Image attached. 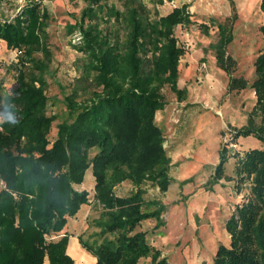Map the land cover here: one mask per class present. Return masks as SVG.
I'll return each mask as SVG.
<instances>
[{
    "label": "trees",
    "instance_id": "16d2710c",
    "mask_svg": "<svg viewBox=\"0 0 264 264\" xmlns=\"http://www.w3.org/2000/svg\"><path fill=\"white\" fill-rule=\"evenodd\" d=\"M164 1L173 0H157ZM188 8L187 4L176 7L148 26L137 9H129V33L121 58L99 51L91 35L83 32L78 50L88 57L86 74L91 76L93 91L84 102L76 101L75 91L65 97L67 118L57 125L52 142L48 136L56 117L46 113L44 79L51 60L46 42L49 14L40 3L30 2L11 21L0 18V41L19 53L15 64L18 88L14 93L0 92V264H44L46 260L48 264H75L67 254L69 235L51 237L60 234L67 219L88 204V193L75 186L83 183L89 169L94 200L102 209L93 221L101 241L88 243L79 238V243L96 259L95 264H139L148 258L149 264H171L149 244L147 233L136 229L149 219L157 221L155 228L163 225L160 216L165 206L145 201L142 185L151 182L164 193L171 183L170 158L155 119L165 106L163 87L168 86L178 99L185 94L177 86L179 60L185 50L178 45L174 30L191 23ZM260 11L264 19V0ZM91 13L88 9L84 17ZM260 32L264 36V24ZM218 35L215 58L229 74L234 62L225 50L232 36L224 25L219 26ZM147 36L157 41L152 77L140 74L139 54ZM254 68L256 79L249 87L263 125L249 123L235 130L233 138L253 136L264 144V51ZM247 87L243 78H232L228 90ZM226 152L219 153L215 181L223 177ZM236 173L241 181L250 179L251 197L227 220L229 247L218 246L213 264H264V148L247 151ZM125 181L135 190L128 196L116 195L115 187Z\"/></svg>",
    "mask_w": 264,
    "mask_h": 264
},
{
    "label": "rangeland",
    "instance_id": "374dc122",
    "mask_svg": "<svg viewBox=\"0 0 264 264\" xmlns=\"http://www.w3.org/2000/svg\"><path fill=\"white\" fill-rule=\"evenodd\" d=\"M18 1H22L23 6L38 2L49 14L46 42L51 60L44 74L48 98L46 113L56 117L48 136L50 142L56 138L57 125L67 118L65 97L75 91L76 101L84 102L89 99V92L93 91L89 83L91 76L88 78L86 74L88 57L78 50L83 45V32L91 35L99 51L121 58L126 51L129 33L126 20L129 9H137L142 23L148 26L176 7L183 4L189 6L191 23L179 25L174 30L178 45L185 50L179 60L177 81L178 88L184 89L185 94L182 99H178L168 86L163 87L161 94L165 106L157 111L155 119L163 131L164 148L170 158L168 174L172 183L164 193L148 181L142 185V189L145 201H157L165 206L160 216L163 225L159 228L165 226L167 212L177 207L193 210L187 212L189 217L182 223V231H179L181 235L172 238L165 246L162 257L165 254L171 264H212L215 255L206 253L209 250V233L219 234L217 248L219 245L229 247L230 235L225 224L235 214L236 207L251 197L250 179L241 181L236 173L239 160L249 150L264 148V144L253 136L233 138L235 130L249 123L256 127L263 125V115L255 110V93L249 87L256 79L254 63L264 51V36L260 32L264 24L260 11L261 0H232L233 4L229 0H173L164 1L163 4L157 0H101L98 3L88 0H0V18L13 16ZM88 9L92 13L84 17ZM220 25L227 26L232 36L225 50L226 57L234 62L229 74L219 68L215 58L214 46L219 39ZM156 48L157 41L153 36H147L142 41L139 54L142 77L154 75ZM18 57L16 50L8 49L0 41L2 94L14 93L18 88L15 68ZM36 57L43 59L41 54ZM27 72L30 75L32 70L28 68ZM232 78H243L248 87L229 91L228 85ZM222 149L227 151V162L223 177L215 181L214 172ZM94 153L91 152L90 156ZM193 164V170L182 178L183 169ZM88 176L92 177L90 169L83 183L75 186L77 190L88 193V204L81 224H76L70 235L88 243H99V229L93 221L100 217L102 209L94 200V180L90 185L88 181L91 178L88 179ZM134 190L129 181L115 187L116 195L123 197ZM181 216H184L183 211ZM156 223V220L149 219L136 229L147 233L149 244L154 240L151 235L157 231ZM60 235L51 239L57 240ZM149 262V258L141 259L139 264ZM44 264H48L47 260Z\"/></svg>",
    "mask_w": 264,
    "mask_h": 264
},
{
    "label": "crops",
    "instance_id": "0c3cea01",
    "mask_svg": "<svg viewBox=\"0 0 264 264\" xmlns=\"http://www.w3.org/2000/svg\"><path fill=\"white\" fill-rule=\"evenodd\" d=\"M194 167H195V165H192L190 167L189 171H186V169H183V171L181 173L182 178H185V176L188 175L193 170ZM90 178L91 179L88 182L91 185V183L93 182L92 180H94V179H93V177H90ZM169 178H170V176H169ZM170 180L172 183L171 178H170ZM190 207H192V206H190ZM86 210H87L86 205H82L80 207V210L78 211V215L73 217V220L67 219V224H66L64 230L61 232V235H60V237L63 236V234H65V233H67L69 235L67 254L74 260L75 264H95L96 263V259L92 255H90L86 250H84L82 248V246L79 243L78 237L72 238V236L70 235V233H72V231L75 230L76 224H79V225L81 224L83 218L85 217L84 215H85ZM182 211L184 214L183 217L181 216ZM198 211H200V210H198ZM187 212L191 213V212H193V210L186 209V207H183V209L177 207L173 211L167 212L166 216L164 217L165 226L155 229L157 231L154 233V235H151V237L154 236V240H152L153 242H151L150 245L162 252L164 250L165 246H167L170 243V241H172V238H174L178 235H181V232H179V231H182V223H183V221L185 223L187 221V217H189ZM75 218H77L78 221H77V219L74 220ZM160 218H162V217H160ZM79 225H78V227H79ZM171 230H174V231L172 232ZM218 236H219V234L217 232L209 233L208 241H211L212 238L213 239L216 238V241H217ZM147 240H148V238H147ZM216 251H217V246H216V249H215V252L213 255H215ZM163 252H165V251H163ZM206 253L211 254V252L209 250L208 251L206 250ZM164 257H165V254H164ZM212 264H213V261H212Z\"/></svg>",
    "mask_w": 264,
    "mask_h": 264
},
{
    "label": "bare ground",
    "instance_id": "6f19581e",
    "mask_svg": "<svg viewBox=\"0 0 264 264\" xmlns=\"http://www.w3.org/2000/svg\"><path fill=\"white\" fill-rule=\"evenodd\" d=\"M193 165H195V164H193ZM191 166L192 165H188L187 167H185L186 171H189ZM87 178L89 179L90 177L88 176ZM207 247H208L209 251L211 252V254H214L215 249H216V238L215 239L212 238L211 241H208Z\"/></svg>",
    "mask_w": 264,
    "mask_h": 264
},
{
    "label": "built area",
    "instance_id": "2783aa9c",
    "mask_svg": "<svg viewBox=\"0 0 264 264\" xmlns=\"http://www.w3.org/2000/svg\"><path fill=\"white\" fill-rule=\"evenodd\" d=\"M23 7H24V6H23L22 1H18V6H17V8L15 9V13H14L13 16H10L9 18H7L8 21H11V20L14 18L15 15L20 14V13L22 12ZM0 130H1V128H0Z\"/></svg>",
    "mask_w": 264,
    "mask_h": 264
}]
</instances>
